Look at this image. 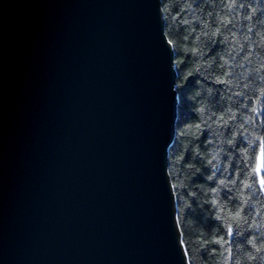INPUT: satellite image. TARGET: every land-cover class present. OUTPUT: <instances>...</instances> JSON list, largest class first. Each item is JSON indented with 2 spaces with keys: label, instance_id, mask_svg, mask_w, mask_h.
Returning <instances> with one entry per match:
<instances>
[{
  "label": "water",
  "instance_id": "95a60500",
  "mask_svg": "<svg viewBox=\"0 0 264 264\" xmlns=\"http://www.w3.org/2000/svg\"><path fill=\"white\" fill-rule=\"evenodd\" d=\"M176 80L161 0H0V264H189Z\"/></svg>",
  "mask_w": 264,
  "mask_h": 264
},
{
  "label": "trees",
  "instance_id": "16d2710c",
  "mask_svg": "<svg viewBox=\"0 0 264 264\" xmlns=\"http://www.w3.org/2000/svg\"><path fill=\"white\" fill-rule=\"evenodd\" d=\"M161 4L179 100L169 176L188 263L264 264V0Z\"/></svg>",
  "mask_w": 264,
  "mask_h": 264
},
{
  "label": "rangeland",
  "instance_id": "374dc122",
  "mask_svg": "<svg viewBox=\"0 0 264 264\" xmlns=\"http://www.w3.org/2000/svg\"><path fill=\"white\" fill-rule=\"evenodd\" d=\"M261 154H262V156H261ZM261 154H260V157L262 158L263 157V153L261 152Z\"/></svg>",
  "mask_w": 264,
  "mask_h": 264
}]
</instances>
